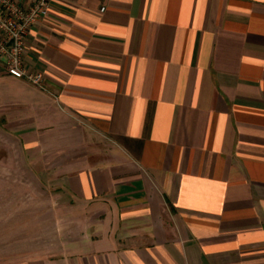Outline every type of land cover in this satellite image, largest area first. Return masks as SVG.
I'll return each instance as SVG.
<instances>
[{"label":"crops","instance_id":"obj_1","mask_svg":"<svg viewBox=\"0 0 264 264\" xmlns=\"http://www.w3.org/2000/svg\"><path fill=\"white\" fill-rule=\"evenodd\" d=\"M26 62L0 264H264V0H55Z\"/></svg>","mask_w":264,"mask_h":264},{"label":"built area","instance_id":"obj_2","mask_svg":"<svg viewBox=\"0 0 264 264\" xmlns=\"http://www.w3.org/2000/svg\"><path fill=\"white\" fill-rule=\"evenodd\" d=\"M54 1L0 0V63L10 75L43 90H48L46 74L28 66L26 40L33 26L49 16Z\"/></svg>","mask_w":264,"mask_h":264},{"label":"rangeland","instance_id":"obj_3","mask_svg":"<svg viewBox=\"0 0 264 264\" xmlns=\"http://www.w3.org/2000/svg\"><path fill=\"white\" fill-rule=\"evenodd\" d=\"M6 158V157H5ZM11 171L10 170H8V169H5L4 171L3 170H0V178H6L7 180H9L10 178H11V176H8V174L10 173ZM12 179V178H11ZM3 182H5V181H0V189H2L3 187H4V184H3ZM9 188H12V186H9ZM4 198H7V201H4L3 199ZM6 200V199H5ZM3 204L4 205H6V204H8L7 206H10L11 207V204H12V198L10 197L9 199H8V197H6V196H4L3 194H1L0 193V207H4L3 206ZM9 207V208H10Z\"/></svg>","mask_w":264,"mask_h":264}]
</instances>
